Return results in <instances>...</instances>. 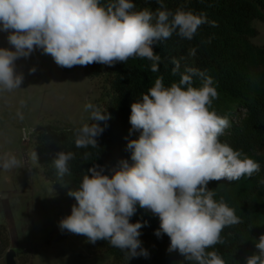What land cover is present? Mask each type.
Segmentation results:
<instances>
[{
    "label": "clouds",
    "instance_id": "clouds-1",
    "mask_svg": "<svg viewBox=\"0 0 264 264\" xmlns=\"http://www.w3.org/2000/svg\"><path fill=\"white\" fill-rule=\"evenodd\" d=\"M155 2L158 7L153 11L134 10L133 0H112L106 6L101 0H0V31L8 33L12 46L0 48V91L20 88L23 75L16 72L15 62L37 49L65 68L93 63L111 67L139 57L151 61V71L158 72L162 58L154 45L173 34L191 41L201 26H217L206 12L183 7L173 11L165 0ZM206 42L211 43V38ZM195 54L196 48H190L189 55ZM181 59L170 58L171 74L180 77L178 82L166 87L158 77L142 99L131 104L129 135L140 133L126 145L132 163L119 161L118 167L110 169L111 175L102 166L90 167L79 188L69 190L77 203L71 215L60 220L59 228L83 235L93 244L107 241L127 260L146 256L139 237L147 222H130L139 205L159 217L155 235L170 238L169 252L177 251L191 264H226L217 251L208 249L223 244L222 231L241 220L235 209L214 199L215 192L207 185L251 178L261 165L221 142L230 122L212 109L218 98L213 78L188 65L181 71ZM197 79L199 86H195ZM89 110L94 123L77 130V148H97L96 137L104 131L98 122L111 119L91 103L85 105ZM88 155L84 154L85 161ZM31 158L37 163L35 151ZM74 159L71 151L57 153L52 166L58 179L71 175L69 162ZM21 166L14 154L0 155V169ZM259 183L264 184V178ZM255 248L258 252L246 257V264H264V235Z\"/></svg>",
    "mask_w": 264,
    "mask_h": 264
},
{
    "label": "trees",
    "instance_id": "trees-1",
    "mask_svg": "<svg viewBox=\"0 0 264 264\" xmlns=\"http://www.w3.org/2000/svg\"><path fill=\"white\" fill-rule=\"evenodd\" d=\"M110 2L112 0H101L105 6ZM133 2L136 5L134 10L149 8L155 11L158 7L155 0ZM165 6L173 11L183 7L196 13L206 12L209 20L216 21L217 26H201L191 41L173 34L170 39L154 45V51L162 58L158 72L151 71L152 62L147 59L134 57L126 63L118 62L111 71L109 101L101 109L95 105L111 116L106 122H98L104 129L96 137L98 147L75 146L79 126L45 123L36 141L37 159L46 180L56 187L63 218L71 215L72 206L77 201L68 192L79 188L83 175L90 167L102 166L105 174L111 175L110 169L118 167L119 161L128 160L132 163L131 152L126 149V145L129 140L138 139L140 133L133 131L129 135L131 104L142 99L141 94L147 93L158 77L163 78L166 87L178 82L180 77L171 74L173 65L170 58H183L181 71L184 65H188L205 71L213 78L218 98L213 101L212 109L230 122V127L219 138L221 142H227L234 150L242 151L261 165L260 172L251 178L242 177L232 182L211 181L207 185L210 190H214V199L218 202L223 200L235 209L241 220L239 224L222 231L223 244L208 250L217 251L226 264H246V257L258 252L255 243L264 235V184L259 183L264 178V47L253 43L258 35L253 23L264 22V0H165ZM209 38L211 43L206 42ZM193 47L196 48V54L190 56L189 49ZM76 67L60 69L71 74ZM79 68L91 80L99 79L105 72L99 63ZM199 85L197 79L195 86ZM92 123L94 121L91 120L89 125ZM60 151L75 153V159L69 162L71 175L62 179H58L52 166ZM85 153L89 154L86 161ZM137 221L147 222L140 229L139 237L141 247L147 251L146 256L138 255L127 260L124 252L110 246L107 241L100 240L93 244L87 237L80 236L95 250L110 255L114 264H191L177 251H168L170 238L166 234L160 237L155 235L160 226L158 216L137 205L130 222ZM71 235L76 234L58 228L54 230L53 238L61 242ZM8 247V231L1 228L0 249Z\"/></svg>",
    "mask_w": 264,
    "mask_h": 264
},
{
    "label": "rangeland",
    "instance_id": "rangeland-1",
    "mask_svg": "<svg viewBox=\"0 0 264 264\" xmlns=\"http://www.w3.org/2000/svg\"><path fill=\"white\" fill-rule=\"evenodd\" d=\"M253 26L258 32L253 43L264 47V22L255 21ZM7 36L0 31V48H12ZM117 63L103 65L104 74L91 80L79 65L74 73H65L50 55L37 49L15 62L16 72L23 75L20 88L0 91V155L14 154L22 165L0 169V229H7L8 251H15L19 264L30 257V264H114L110 255L95 250L80 235L61 243L53 240L63 218L59 197L56 187L45 179L38 159L36 163L31 157L45 123L90 124L91 110L85 111V105L101 109L107 104L111 71ZM32 68L35 72H30ZM5 257L0 264H5Z\"/></svg>",
    "mask_w": 264,
    "mask_h": 264
},
{
    "label": "crops",
    "instance_id": "crops-1",
    "mask_svg": "<svg viewBox=\"0 0 264 264\" xmlns=\"http://www.w3.org/2000/svg\"><path fill=\"white\" fill-rule=\"evenodd\" d=\"M46 179V178H45ZM1 217V216H0ZM1 221H2V219H1ZM2 223V222H1ZM3 227V226H2ZM9 236V235H8ZM72 236V235H71ZM70 237V236H69ZM53 240H55L54 238H53ZM65 241V240H64ZM61 242H63V241H61ZM61 242H58V243H61ZM9 245H10V241H9ZM8 249H9V247L7 248V249H0V260H2L1 259V257L2 256H5V255H7V253L9 252L8 251ZM16 261H17V263H18V260H17V258H16ZM30 262H31V257L30 258H27V259H23V264H30ZM5 264H6V257H5ZM19 264V263H18Z\"/></svg>",
    "mask_w": 264,
    "mask_h": 264
},
{
    "label": "water",
    "instance_id": "water-1",
    "mask_svg": "<svg viewBox=\"0 0 264 264\" xmlns=\"http://www.w3.org/2000/svg\"><path fill=\"white\" fill-rule=\"evenodd\" d=\"M17 254L15 251L10 250L6 255V264H18L16 261Z\"/></svg>",
    "mask_w": 264,
    "mask_h": 264
},
{
    "label": "built area",
    "instance_id": "built-area-1",
    "mask_svg": "<svg viewBox=\"0 0 264 264\" xmlns=\"http://www.w3.org/2000/svg\"><path fill=\"white\" fill-rule=\"evenodd\" d=\"M1 221V220H0ZM0 225H1V222H0Z\"/></svg>",
    "mask_w": 264,
    "mask_h": 264
}]
</instances>
